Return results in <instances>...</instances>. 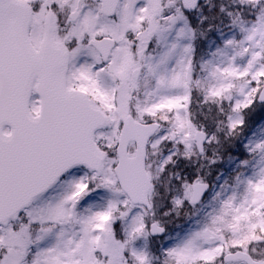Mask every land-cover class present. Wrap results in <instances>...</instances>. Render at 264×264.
<instances>
[{
  "label": "snow or ice",
  "instance_id": "6c2138e0",
  "mask_svg": "<svg viewBox=\"0 0 264 264\" xmlns=\"http://www.w3.org/2000/svg\"><path fill=\"white\" fill-rule=\"evenodd\" d=\"M256 113L264 0H0V264H264Z\"/></svg>",
  "mask_w": 264,
  "mask_h": 264
},
{
  "label": "trees",
  "instance_id": "16d2710c",
  "mask_svg": "<svg viewBox=\"0 0 264 264\" xmlns=\"http://www.w3.org/2000/svg\"><path fill=\"white\" fill-rule=\"evenodd\" d=\"M253 120H255L257 122V125L259 126V124L264 123V114L261 113H256L254 114V116L252 117ZM238 155H242L243 154V149L241 148L239 153H237ZM218 167V171L219 172H225L226 169V165L225 166H217ZM227 178V177H226Z\"/></svg>",
  "mask_w": 264,
  "mask_h": 264
}]
</instances>
